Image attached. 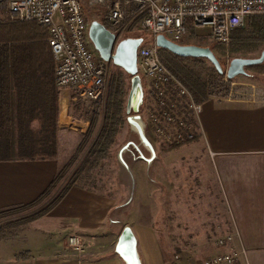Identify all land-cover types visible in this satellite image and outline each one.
Returning <instances> with one entry per match:
<instances>
[{
	"label": "crops",
	"instance_id": "1",
	"mask_svg": "<svg viewBox=\"0 0 264 264\" xmlns=\"http://www.w3.org/2000/svg\"><path fill=\"white\" fill-rule=\"evenodd\" d=\"M250 84L256 92L247 99L201 101L202 123L198 122L203 135L181 148L204 149L212 161L231 231L237 234L232 246L240 252V263L264 264V81ZM55 88L59 103H65L69 90H59L56 83ZM62 116H57L58 132L66 126ZM59 155L60 150L53 158L0 161V210L35 205L62 167ZM122 206L115 196L73 185L46 215L0 240V264H126L115 251L126 226L137 238L142 264H166L156 229L150 223H123ZM71 234L84 240L83 253L69 248Z\"/></svg>",
	"mask_w": 264,
	"mask_h": 264
},
{
	"label": "built area",
	"instance_id": "2",
	"mask_svg": "<svg viewBox=\"0 0 264 264\" xmlns=\"http://www.w3.org/2000/svg\"><path fill=\"white\" fill-rule=\"evenodd\" d=\"M107 7L104 25L115 36L116 45L129 37L130 29L146 30L152 41L138 48L137 66L145 80L141 117L150 141L178 147L202 137L199 114L204 107L180 78L164 64L156 35L180 44L189 30L198 33L209 28L217 43L228 45L232 33L246 27V19L264 14V0H92ZM81 0H0V23L3 13L9 19L35 21L49 31L55 83L59 90L73 92L75 101L91 111L105 102L110 79V62L103 60L89 39V21ZM131 35V34H130ZM219 75V74H218ZM58 90V91H59ZM209 98L242 99L252 96L256 88L250 83H237L228 76H208ZM72 251L83 253L85 242L80 236H68ZM233 233L215 237L212 245L218 250L204 259H190L174 252L166 264H241L232 242ZM249 264V263H246Z\"/></svg>",
	"mask_w": 264,
	"mask_h": 264
},
{
	"label": "rangeland",
	"instance_id": "3",
	"mask_svg": "<svg viewBox=\"0 0 264 264\" xmlns=\"http://www.w3.org/2000/svg\"><path fill=\"white\" fill-rule=\"evenodd\" d=\"M81 1L89 23L94 20L105 23L107 7L104 4H97L92 0ZM6 13L3 14L4 20L7 17ZM253 18L246 19L247 28L255 22L256 19ZM198 32L194 33L190 29L188 35L181 41H186V44L209 47L215 52L225 69L228 68L232 58L258 57L264 49V41L262 40L261 42H253L247 39L244 42H248L243 44L238 43V41L237 43L231 41L226 45L217 43L210 34L209 28H200ZM127 33L129 36L130 34L134 37L141 36L144 44L152 41V35L144 29L136 31L130 29ZM159 52L161 58L162 56L169 58L175 56L165 49L159 48ZM200 64L209 70L215 69L214 65L207 60L201 59ZM110 67V81L112 82V79L117 76L125 82L124 112L122 114L125 122L120 127L117 139L111 145L109 153L91 170L95 186L90 184L88 186L118 199V203L123 205V223L126 221L128 223L152 224L166 254L165 262L169 263L174 252H182L188 255L190 259H204L205 256L216 253L217 250L212 245L215 237L226 233H233L236 237L237 234L231 231L228 208L220 191V183L215 177L212 161L206 153L204 154V149L186 151L184 147H168L156 140L152 141L156 152L151 163L139 157L140 152L138 151V153L135 147H130L131 149H128L125 154L123 153L124 157L122 156L130 167L128 170L125 169L124 161L118 158L121 146L123 147L128 141L140 145V138L126 119L128 116L126 101H128V92L131 88L130 76L123 68L113 63H110ZM209 72H206V77L220 76L217 73ZM246 72V75L236 76L233 80L240 84L255 83L258 80L264 81V63L261 67L249 66ZM74 97L73 92L69 91L65 103L60 104L61 100L59 103V114L60 116L64 115L62 118L64 117L63 122L66 125L60 132L57 131V148L58 153L60 150L59 160L62 166L59 170H66V178L58 184V188L61 187V189L64 188L72 173L81 165H86V168L92 167V162L86 163L84 155L87 154L90 144L94 141L99 126L89 136L87 134L91 125L89 118L95 109L96 112L100 111L103 104L94 106L96 108L88 111L84 107L85 104L81 100L75 101ZM202 105L204 107V103ZM141 109H143V105H141ZM68 116H71L72 119L68 120ZM201 119L202 114L200 113V123H202ZM83 123L86 124L84 128L82 127ZM33 127L37 128L38 123L34 122ZM194 146L195 148L199 147L198 144H194ZM140 149L145 157L150 156L148 148L141 145ZM68 166L69 168L66 169ZM132 174L135 176L132 177ZM54 192L53 190L51 194L38 200L35 205L19 209V211H10L6 216L3 215L0 218V225L16 222L46 208L52 202L51 200L59 194V192L56 194ZM22 228L12 232H17Z\"/></svg>",
	"mask_w": 264,
	"mask_h": 264
},
{
	"label": "trees",
	"instance_id": "4",
	"mask_svg": "<svg viewBox=\"0 0 264 264\" xmlns=\"http://www.w3.org/2000/svg\"><path fill=\"white\" fill-rule=\"evenodd\" d=\"M251 17L256 19L252 26L232 33L234 43L237 41L240 44L247 43L248 41L244 42L247 39L253 42L264 41V14ZM47 38L49 31L35 21L6 19L0 23V161L45 159L58 155L59 96L55 91L54 57ZM162 58L164 64L185 82V86L192 91L197 102L209 98L205 74L208 71L216 74V69H207L200 64L201 59L197 57L182 58L175 55ZM262 64L251 67H261ZM115 77L112 82L109 79L102 109L97 112L95 109L89 118L91 121L87 131L89 136L99 126L94 141L84 155L86 163L92 162V167L86 168V165H81L75 170L64 188L46 208L16 222L0 225V240L7 239L12 230L46 215L61 201L71 186L90 187L89 184L95 186L91 170L109 153L120 127L125 122L122 117L125 82L120 77ZM34 122L38 123L37 128L33 127ZM65 173V169L57 172L49 189L39 200L57 188L66 178ZM26 207L29 206L20 207V210ZM18 209L0 210V218Z\"/></svg>",
	"mask_w": 264,
	"mask_h": 264
},
{
	"label": "water",
	"instance_id": "5",
	"mask_svg": "<svg viewBox=\"0 0 264 264\" xmlns=\"http://www.w3.org/2000/svg\"><path fill=\"white\" fill-rule=\"evenodd\" d=\"M89 39L93 43L95 50L100 57L114 65L123 68L130 76L131 88L129 89L127 106V118L132 128L137 132L140 138V145L133 141H128L121 147L118 158L124 161L122 158L123 153L127 152L131 146L140 152L139 157L146 159L148 162H152L155 158V146L150 141L149 136L144 130L145 123L141 117V105L144 101L143 92V79L139 75V66H137L138 53L137 50L143 43L141 36L134 37L129 36L120 40L116 45L115 34L111 32L104 22L94 20L90 22L89 26ZM156 44L158 48L165 49L180 57H191V58H205L211 64L214 65L216 73L219 75L225 74L230 79L236 78L239 75H246L247 68L250 66L260 65L264 63V49L258 57H234L229 61L228 68H224V65L220 63L219 58L213 50L207 46L197 44H180L167 39L164 35H156ZM134 112V114H132ZM148 148L150 156L147 158L142 154L140 146ZM125 167L128 164L123 162ZM133 229L130 226H126L119 235L117 245H115V251L122 257L126 264H142L140 261V255L137 250V238L133 233Z\"/></svg>",
	"mask_w": 264,
	"mask_h": 264
},
{
	"label": "flooded vegetation",
	"instance_id": "6",
	"mask_svg": "<svg viewBox=\"0 0 264 264\" xmlns=\"http://www.w3.org/2000/svg\"><path fill=\"white\" fill-rule=\"evenodd\" d=\"M202 59L207 60V59H205V58H202ZM207 61H208V60H207ZM131 147H133V146H131Z\"/></svg>",
	"mask_w": 264,
	"mask_h": 264
}]
</instances>
